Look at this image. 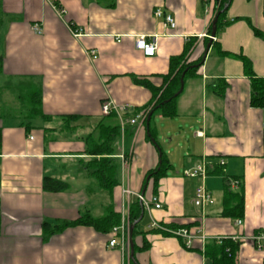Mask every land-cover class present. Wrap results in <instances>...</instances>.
<instances>
[{"label": "crops", "instance_id": "1", "mask_svg": "<svg viewBox=\"0 0 264 264\" xmlns=\"http://www.w3.org/2000/svg\"><path fill=\"white\" fill-rule=\"evenodd\" d=\"M215 3L0 0V264H210L204 250L216 236L242 237L235 264H264V240L260 251L250 240L264 233V101L252 104L243 62L211 45ZM156 8L172 15L173 29L153 15ZM224 20L215 43L247 58L254 75L264 78V41L252 31L264 33V0H230ZM140 35L155 37L154 54L136 47ZM185 48L187 60L200 66L173 95V116L155 109L147 112L148 121L146 116L129 124L101 114L106 99L130 106L127 117L147 110L165 85L169 59ZM32 90H39L42 115L28 118V102L19 97L29 98ZM113 120L119 127L110 157L118 183L107 192L82 168L91 157L84 138L96 137L99 123ZM169 134L164 149L159 139ZM162 157L168 166L154 181L151 172ZM200 164L204 176L184 175ZM44 177L63 180L68 188L45 191ZM226 177L237 180L229 188L243 194L239 218L222 213ZM198 186L210 194L200 206L192 202ZM137 194L144 200L157 196L160 207L140 206ZM136 202L143 215L128 231L123 251L108 246L110 230L88 225L45 234L48 225L84 213L102 216L108 208L119 215L115 226L128 222L129 230L128 212ZM180 228L195 236L189 247L172 232Z\"/></svg>", "mask_w": 264, "mask_h": 264}, {"label": "trees", "instance_id": "2", "mask_svg": "<svg viewBox=\"0 0 264 264\" xmlns=\"http://www.w3.org/2000/svg\"><path fill=\"white\" fill-rule=\"evenodd\" d=\"M215 13L220 11L215 23V34L217 31L225 25L224 14L230 0H215ZM226 5V7H224ZM255 36L264 41V33L256 28H252ZM212 47L221 56H231L240 59L246 67L247 74L250 77L251 82V102L253 105H262L264 101V78L256 77L251 70L250 62L247 58L242 55L232 54L227 51H223L215 43L211 41ZM187 48L179 55L172 56L169 59V69L164 75L165 85L157 90V94L154 95V101L147 108V110L154 111L159 109L164 116H173L175 114V106L173 96L179 89V79L183 73V79L186 76L193 75L197 68L200 66L199 60L196 62L188 61L187 59ZM146 86L150 87L145 83ZM29 98L20 95V103L28 102L29 106L26 113V117L32 118L34 116L42 115L40 111V94L39 90H32ZM146 110V109H145ZM108 116H112L109 114ZM118 122L113 120L111 123L100 122L97 129L96 137L88 135L84 138L85 140V154L91 156L89 159L84 161L82 168L87 175L93 178L95 183L103 190L111 192L113 187L117 185L116 169L117 165L110 155L116 154V141L118 136ZM168 166L165 159L160 158V163L151 172L154 176L153 180L157 181V177H160L164 169ZM229 177L224 178V191H223V202L224 207L222 213L224 215H231L234 217H241L243 213V194L241 190H231L229 184ZM42 188L45 191H64L68 188V183L53 177H44L42 181ZM141 213V208L138 203H133L129 208V220L132 223L136 220ZM119 222V215L115 213L111 208H108L106 213L102 216L94 217L88 213L81 214L77 219L70 222H62L60 224L48 225L44 229L45 234H53L61 231L68 225H88L95 229L102 231H109L113 226ZM133 232V231H132ZM132 234V233H131ZM238 242H232L230 239L225 238L220 242L216 240H210L205 246V256L209 259L210 264H235V252ZM143 245L142 248H145Z\"/></svg>", "mask_w": 264, "mask_h": 264}, {"label": "built area", "instance_id": "3", "mask_svg": "<svg viewBox=\"0 0 264 264\" xmlns=\"http://www.w3.org/2000/svg\"><path fill=\"white\" fill-rule=\"evenodd\" d=\"M53 3L55 0H51ZM153 15L155 17H160L163 19V24L168 28V29H173L175 27V21L172 15L168 12L162 11L160 8H156L153 11ZM33 30L37 33L41 32V28L38 24L33 25ZM75 36H78L79 33L75 32ZM214 39V36L212 37ZM135 45L137 48L141 49L144 54L146 55H152L155 52L156 49V42H155V37L152 38L150 41L147 40L146 36L140 35L137 36L135 39ZM92 58L95 57L94 51L91 50L89 52ZM100 111L101 114L104 116H107L111 113L115 114L116 116L119 117L120 122L124 123L127 122L129 124H135L137 118H141L143 120L147 116L148 110H144L141 113L135 114L133 117H127V115L130 113V106L127 104H122V105H115L109 100H103L101 102L100 106ZM264 123V120H263ZM206 174V168L204 164H200L196 167L187 169L184 171V175L187 177L195 178L198 176H204ZM229 184H231L233 187H236L238 185V181L235 179H230ZM126 193H129L128 190H126ZM137 198L142 202L143 206L146 209H149L150 206H153L155 208L160 207V203L158 201L157 196L153 195L150 199L144 200L143 197L139 194H137ZM210 201V194L209 192L203 187V186H198L194 190V194L192 197V202L196 206H200L204 202H209ZM236 224H240L241 220L237 219ZM152 227L155 228H163L161 225L156 223L155 221H152L151 223ZM111 238L108 241V246L109 247H115L117 246L119 249L122 251L126 249V236L128 233V222L122 221L119 225L113 226L111 228ZM174 234L178 235L180 238H182L183 243L186 247H189L192 240L194 239V234H192L187 228H180L177 230L172 231ZM228 238L232 242H238L241 240L242 237L240 236H229V237H221V236H216L213 239L220 242L221 240ZM250 240L253 242L254 247L257 251H260L262 249V242L264 240V233L256 234L250 237Z\"/></svg>", "mask_w": 264, "mask_h": 264}, {"label": "water", "instance_id": "4", "mask_svg": "<svg viewBox=\"0 0 264 264\" xmlns=\"http://www.w3.org/2000/svg\"><path fill=\"white\" fill-rule=\"evenodd\" d=\"M224 7H226V5H225ZM220 11H221V10H220ZM220 11H218V12L215 13L214 18H213V20H212V23H211V32H210V37H209L210 39H212V37L215 35V23H216L217 16H218V14H219ZM209 45H210V41H209V42L207 43V45H206V51L208 50ZM205 53H206V52H205ZM205 53H204V56H205ZM204 56H203V58H204ZM182 85H183V73H182L181 76H180V86H179V89H178V91L174 94V96H176V95L182 90ZM149 117H150V113H149L148 116H147V121L149 120ZM139 205L141 206V201H139ZM142 215H143V211L141 210V213H140L139 217H138L136 220H134V221L129 225V230H128V231H129V235L131 234L134 225H135L136 223H138V222L140 221V219L142 218ZM129 255H130V259L132 260V262L135 263L134 258H133V250H132V245H131V243H130V252H129Z\"/></svg>", "mask_w": 264, "mask_h": 264}, {"label": "rangeland", "instance_id": "5", "mask_svg": "<svg viewBox=\"0 0 264 264\" xmlns=\"http://www.w3.org/2000/svg\"><path fill=\"white\" fill-rule=\"evenodd\" d=\"M209 37H210V35H209ZM209 40L210 41H214V39H210L209 38ZM155 117V116H154ZM153 117V118H154ZM174 120H176V119H174ZM156 121V120H155ZM157 125H158V123H157ZM171 137V135L169 134V135H166L165 136V138L162 140V139H159V142L162 144V145H164L163 147H164V149H166L165 148V146H166V144H169V138ZM182 140H180V142H181ZM181 145H183V144H181ZM177 153H178V156H179V158H181V155H182V149L181 150H177Z\"/></svg>", "mask_w": 264, "mask_h": 264}]
</instances>
